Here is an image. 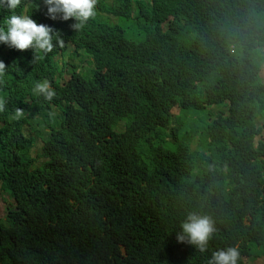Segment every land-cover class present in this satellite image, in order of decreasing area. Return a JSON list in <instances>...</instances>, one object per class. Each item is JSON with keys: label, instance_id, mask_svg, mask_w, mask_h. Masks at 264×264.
Segmentation results:
<instances>
[{"label": "trees", "instance_id": "obj_1", "mask_svg": "<svg viewBox=\"0 0 264 264\" xmlns=\"http://www.w3.org/2000/svg\"><path fill=\"white\" fill-rule=\"evenodd\" d=\"M6 10L0 7V26ZM10 13L44 20L42 0H20ZM159 17L175 25L158 47L150 74L134 89L116 86L120 95L107 89L106 104L101 105L105 126L124 115L119 110L132 111L134 119H146V129L157 134L160 150L150 174L153 185L126 150L116 152L121 169L117 188L102 192L88 175L73 176L64 168L63 175L50 176L53 168H60L53 160V138L32 156L33 143L44 136L36 133L30 138L26 120H17L14 113L18 107L23 113L31 109L26 99L33 98L40 70L43 74L45 68L53 70L45 66L51 57L36 54L33 60L30 49L21 52L0 45V61L6 67L0 75V99L5 101L0 111V186L7 196V216L0 220V264H160L161 255L154 251L158 244L148 245V239L162 242L192 212L211 217L215 232L204 253L187 244V249L182 248L175 235L173 264H207L211 251L229 246L239 251L237 264L264 256V136L258 127L264 122V0H165ZM89 25L78 32L68 31L64 24L60 29L64 36L77 38L88 32ZM182 68L194 76L193 90L182 83L178 73ZM192 93L217 111L227 110L216 117L213 129L201 118L196 101L182 102ZM48 107L37 99L39 115L48 117ZM174 107L181 117L198 118L189 124L196 150L185 149L182 154L189 162L181 172L189 183L187 194L165 191L162 195L158 172L170 166L181 149L168 140ZM55 131L73 138L63 141L66 146L94 145L98 139L84 137L96 135H86L68 123ZM115 170L108 164L93 168L102 175ZM141 178L148 189H139ZM153 196L154 203L142 206ZM82 199L121 201L132 211L117 229L101 227L88 210L84 212L88 221L68 224L65 205ZM157 201L154 217L151 212Z\"/></svg>", "mask_w": 264, "mask_h": 264}, {"label": "clouds", "instance_id": "obj_2", "mask_svg": "<svg viewBox=\"0 0 264 264\" xmlns=\"http://www.w3.org/2000/svg\"><path fill=\"white\" fill-rule=\"evenodd\" d=\"M164 1L42 0L44 20L36 22L29 14L10 13V10L16 9L20 0H0V7L9 9L6 10L8 13L0 26V45L21 52L30 49L33 60L38 58L36 54L51 57L45 66L51 65L53 70L45 68L44 74L43 70H40L39 77L34 79L36 83L32 87L33 98L26 99L31 109L23 113L24 109L18 107L14 113L17 120H26L25 132L31 135L30 138H34L36 133L43 134L40 149L50 137L53 138V160L60 168H53L50 176L63 175L64 168L73 176L88 175L92 185L102 192L117 188V172L121 169L116 152L126 150L134 155L136 165L143 168L146 178L152 184L150 174L153 173L152 167L160 150L157 134L146 129V119H134L131 116L132 111L119 110L124 115L112 119L110 125L105 126V112H102L101 105L106 104L103 92L107 89L117 91L116 86L119 85H124L121 90L126 89L127 85H139L150 74L149 68L155 61L158 47L166 39L167 31L175 25L159 17V10ZM88 22V32L77 38L64 36L60 29L64 24L68 31L78 32ZM5 68L4 62L0 61V75ZM178 73L182 83L193 90V83L196 82L194 76L183 68ZM22 82L20 80L17 83L19 88L23 86ZM120 91H117L119 95ZM37 99L49 103L48 117L35 111ZM192 101L198 103L201 118H206L212 129L216 117L227 111L221 109L218 113L215 107L209 106L194 93L186 96L182 102L189 104ZM4 107L5 101L0 99V111H3ZM82 107H86L85 111L76 113ZM175 110H178L177 115H174ZM179 114L180 109L174 107L170 116L172 119H168L171 135L168 140L181 145V149L173 156L172 164L164 168V171L158 172L162 184L159 191L162 195L165 191L182 195L189 191V183L181 175L183 170L189 168V162L182 154L185 149L188 153L196 150L195 145L194 150L190 147L194 140L189 124H195L198 118L189 114L181 117ZM183 121L188 122L186 126ZM64 123L86 135H96L84 137L98 139L94 145H63L64 140L73 142V138L53 130L59 129ZM36 143L37 140L29 152ZM104 164L111 165L116 170L104 175L93 171V168ZM139 184V189H148L143 178ZM155 201L156 197L153 196L149 203L142 206H148ZM158 205L157 201L151 212L154 217L157 216ZM85 210H88L89 215L93 216L101 227L117 229L118 226L122 227L126 217L131 214L132 207L124 208L121 201L82 199V202L77 204L70 200L67 206L65 205V221L70 225H74V221H88L84 215ZM90 228L91 234L94 228ZM214 232L211 217L192 212L180 222L176 233L166 235L162 242L150 238L148 245L151 241L158 244L154 251L161 255L160 264H173L175 235L182 248L187 249V245H190L204 253L209 248V241ZM239 255L235 246L217 248L211 251L207 264H237Z\"/></svg>", "mask_w": 264, "mask_h": 264}, {"label": "rangeland", "instance_id": "obj_3", "mask_svg": "<svg viewBox=\"0 0 264 264\" xmlns=\"http://www.w3.org/2000/svg\"><path fill=\"white\" fill-rule=\"evenodd\" d=\"M136 86H138V84H134L132 85V89L136 88ZM127 98V96H126ZM127 102L130 104L129 99L127 98ZM132 103V101H131ZM131 105V104H130ZM217 111V110H216ZM221 110L219 109V111H217L218 113ZM178 114V110L174 111V115ZM260 125H258V127L262 128V135L264 136V122H260ZM42 146V143H40V141H38V143L35 144V146L33 147L32 151H31V155L34 156L35 152L39 149V147ZM190 147L192 150H194L195 146L193 143L190 144ZM7 196L1 191V186H0V220L3 221L5 220L6 216H7ZM249 262L251 264H264V256L261 257H251L249 259Z\"/></svg>", "mask_w": 264, "mask_h": 264}]
</instances>
